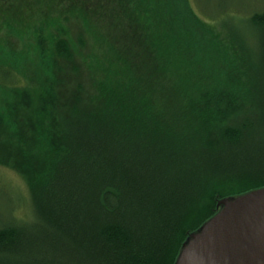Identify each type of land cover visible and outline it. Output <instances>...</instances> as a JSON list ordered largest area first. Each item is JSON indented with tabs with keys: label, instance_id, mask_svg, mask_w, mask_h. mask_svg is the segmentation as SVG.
Listing matches in <instances>:
<instances>
[{
	"label": "trees",
	"instance_id": "obj_1",
	"mask_svg": "<svg viewBox=\"0 0 264 264\" xmlns=\"http://www.w3.org/2000/svg\"><path fill=\"white\" fill-rule=\"evenodd\" d=\"M231 16L0 0V164L30 196L28 220L0 214V264H175L264 189V10Z\"/></svg>",
	"mask_w": 264,
	"mask_h": 264
},
{
	"label": "water",
	"instance_id": "obj_2",
	"mask_svg": "<svg viewBox=\"0 0 264 264\" xmlns=\"http://www.w3.org/2000/svg\"><path fill=\"white\" fill-rule=\"evenodd\" d=\"M219 203L175 264H264V189Z\"/></svg>",
	"mask_w": 264,
	"mask_h": 264
},
{
	"label": "rangeland",
	"instance_id": "obj_3",
	"mask_svg": "<svg viewBox=\"0 0 264 264\" xmlns=\"http://www.w3.org/2000/svg\"><path fill=\"white\" fill-rule=\"evenodd\" d=\"M188 3L194 13L207 21L221 22L228 15H234L231 16L232 19L239 21L242 29L247 28L246 24L251 20L252 13L264 10V0H188ZM33 96L34 93H27L21 98L31 100ZM57 100L67 105V99L58 97ZM29 197L22 175L0 164V214L8 219L15 217L18 221L28 220Z\"/></svg>",
	"mask_w": 264,
	"mask_h": 264
}]
</instances>
